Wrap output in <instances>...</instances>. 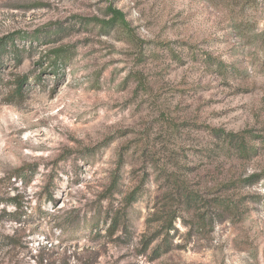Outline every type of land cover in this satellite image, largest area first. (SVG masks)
<instances>
[{
    "label": "rangeland",
    "instance_id": "374dc122",
    "mask_svg": "<svg viewBox=\"0 0 264 264\" xmlns=\"http://www.w3.org/2000/svg\"><path fill=\"white\" fill-rule=\"evenodd\" d=\"M0 264H264V0H0Z\"/></svg>",
    "mask_w": 264,
    "mask_h": 264
},
{
    "label": "trees",
    "instance_id": "16d2710c",
    "mask_svg": "<svg viewBox=\"0 0 264 264\" xmlns=\"http://www.w3.org/2000/svg\"><path fill=\"white\" fill-rule=\"evenodd\" d=\"M113 15H114V20L112 21V23H116L118 21H124V17L122 18L123 15L122 12L120 13L117 10H113ZM118 20V21H117ZM5 43H2V45H4ZM15 47V46H14ZM15 51V55L16 58L21 60V49L18 48H14ZM54 57H56V59L60 60V58L65 56L64 50L63 49H58L54 52ZM55 63V62H54ZM57 63V62H56ZM59 67V66H58ZM57 69V67H55V70ZM24 78V77H23ZM24 81V79H19L17 82V88L14 91L15 95H20L22 92V82ZM247 131L243 132V133H235V132H222L219 130H213V133L217 136L220 137L223 142L225 143V145L228 146V149H233L236 152H238L239 154H241L242 156H246L249 155L250 152L252 151L251 147L248 145V142L246 140V135L252 136L253 134H251V132H247V134H245ZM255 176H252L250 178L249 181L255 179ZM116 182V180H114ZM181 196L184 199V203L185 204H191L192 202L196 201V196L192 193V192H183L181 194ZM127 200V204H131L133 201L137 200L136 197V192H133L132 194H130L128 196ZM215 206L218 208H227V209H232V204L230 202H227L225 200L219 201L217 200V202H215ZM118 217L114 218V226L116 225V223H118ZM172 222V221H171ZM171 227H173V224H171Z\"/></svg>",
    "mask_w": 264,
    "mask_h": 264
}]
</instances>
